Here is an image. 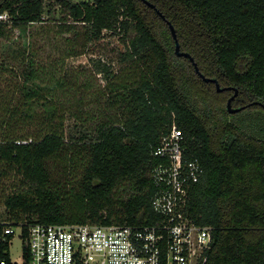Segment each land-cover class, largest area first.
I'll use <instances>...</instances> for the list:
<instances>
[{
  "label": "trees",
  "instance_id": "trees-1",
  "mask_svg": "<svg viewBox=\"0 0 264 264\" xmlns=\"http://www.w3.org/2000/svg\"><path fill=\"white\" fill-rule=\"evenodd\" d=\"M149 1L174 24L202 73L225 90L217 91L188 57L176 54L168 22L143 0H0V10L14 20L0 26V82L4 75L8 82L0 89V177H19L23 187L5 197L7 212L11 219L42 223H154L151 172L165 161L155 151L176 123L185 156L204 169L186 205L190 220L213 228L199 264H264V138L237 120L252 108L264 112V0ZM56 4L63 30L82 21L89 39L134 29L120 56L136 61L142 73L123 100L127 115L94 128L82 123L69 138L64 117L55 122L57 103L38 83L33 59L14 43L15 31L21 35L44 21ZM96 65L109 74V65ZM228 87L239 90L233 105L246 108L230 113L222 104V95L235 93ZM252 120L263 136L264 120ZM56 156L65 171L75 160L84 165L76 183L53 175L49 161ZM124 186L131 193L120 197Z\"/></svg>",
  "mask_w": 264,
  "mask_h": 264
},
{
  "label": "built area",
  "instance_id": "built-area-1",
  "mask_svg": "<svg viewBox=\"0 0 264 264\" xmlns=\"http://www.w3.org/2000/svg\"><path fill=\"white\" fill-rule=\"evenodd\" d=\"M0 10V26H11ZM185 136L173 123L155 154L165 159L152 170L157 185L150 224H57L26 219L0 221V264H199L212 241L211 226L186 216L194 183L204 172L185 156ZM20 256L13 253L15 241Z\"/></svg>",
  "mask_w": 264,
  "mask_h": 264
},
{
  "label": "rangeland",
  "instance_id": "rangeland-1",
  "mask_svg": "<svg viewBox=\"0 0 264 264\" xmlns=\"http://www.w3.org/2000/svg\"><path fill=\"white\" fill-rule=\"evenodd\" d=\"M53 10L44 15V21L31 24L27 32L20 35L19 31H15L14 38L18 40L14 43L16 47L28 51L40 73L38 83L46 86L47 92L52 94V99L57 103L55 122L59 121V117H64L63 126L69 138L71 132L75 137L78 135V130L84 127L82 123L94 128L104 121H119L128 114L123 100L129 95L130 86L142 75L136 61L124 60L120 56L135 36L134 29L128 32L105 30L101 38L89 39L90 34L84 22L71 21L68 25L75 28L63 30L61 19L64 14L60 11V5L56 4ZM179 43L180 51H186L182 49L180 40ZM98 61L109 65V74L97 69ZM6 78L4 75L5 80L4 83L0 82V89L6 87ZM227 101L228 97L222 95V104L227 106ZM249 113L237 120L245 125L249 133L264 138V135L255 132L258 125L252 120L256 117L257 120H264V112L252 108ZM61 159L56 156L49 161L53 175L58 178L66 176L76 183L82 177L84 165L75 160L69 163L70 172L65 171ZM22 190L19 177L12 176L8 180L0 177V221L11 220L3 202L5 197ZM130 193V186H124L117 195L127 197ZM20 252L21 244L16 240L13 253L18 257Z\"/></svg>",
  "mask_w": 264,
  "mask_h": 264
},
{
  "label": "water",
  "instance_id": "water-1",
  "mask_svg": "<svg viewBox=\"0 0 264 264\" xmlns=\"http://www.w3.org/2000/svg\"><path fill=\"white\" fill-rule=\"evenodd\" d=\"M143 1L146 4H148L150 7L154 8L168 22V24L170 26V29H171V32H172V35H173V38H174V41H175V52H176V54L178 56L188 57L191 60V62L193 63V65L195 67V70L198 73V75L202 79H204L206 82L215 83L217 91L220 92V91L224 90L225 88L221 86V84H220V82H219V80L217 78H215V77H208L204 73H202V71L199 68V65H198L197 61L195 60V58L189 52L180 51V43H179V40H178V37H177L176 29H175L174 25L172 24V22L170 20H167L166 16L163 14V12L160 11L157 8V6L154 3L150 2L149 0H143ZM228 88L235 90V93L227 101V109L229 110V112L230 113H234V112H238V111L246 108L245 105L244 106H240V107H234L233 106V100L238 95L239 90H238V88H235V87H228Z\"/></svg>",
  "mask_w": 264,
  "mask_h": 264
},
{
  "label": "flooded vegetation",
  "instance_id": "flooded-vegetation-1",
  "mask_svg": "<svg viewBox=\"0 0 264 264\" xmlns=\"http://www.w3.org/2000/svg\"><path fill=\"white\" fill-rule=\"evenodd\" d=\"M225 90V89H224ZM228 90H232V89H230V88H228ZM233 94H229L228 95V99L232 96Z\"/></svg>",
  "mask_w": 264,
  "mask_h": 264
}]
</instances>
